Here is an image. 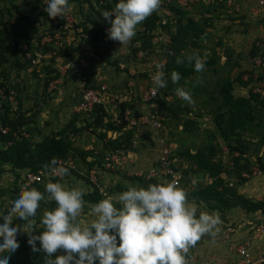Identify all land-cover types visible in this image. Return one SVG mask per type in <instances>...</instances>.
I'll list each match as a JSON object with an SVG mask.
<instances>
[{
    "label": "rangeland",
    "instance_id": "374dc122",
    "mask_svg": "<svg viewBox=\"0 0 264 264\" xmlns=\"http://www.w3.org/2000/svg\"><path fill=\"white\" fill-rule=\"evenodd\" d=\"M15 1L21 12L28 14L26 19L22 18L23 21H21L28 22L21 26L27 32L16 34L20 39H28L30 36L32 40L39 41L43 36L42 33L50 32V29L58 27L59 22L56 16L44 17L38 11L39 9L31 10L30 5L33 0ZM90 1L93 2V0ZM170 2L174 5L178 4L177 0H170ZM218 3L217 1H200L191 9L183 10L185 14L180 17L179 26L173 24L172 28L164 32L159 26L155 28L153 36L155 35L156 39H150L149 47L144 49L143 55H138L140 50L138 48L143 32L147 29L145 24L151 21L150 17L157 12L158 8L137 25L136 34L127 44L103 41L97 43L99 53L92 43H89V47H84V52L80 54L87 55V52L89 54L88 61L85 62L88 64V71L83 73L85 74L83 77L87 79L91 73L96 74L94 84L105 82L112 95L121 102L134 104L137 113L145 110L147 104L142 96L149 87H154L151 76L156 71L155 64L162 63L166 86L157 90V100L168 105V109L160 115L165 119L162 129L151 130L139 126L133 134L129 133L130 127L120 119L119 112L112 111L110 106L113 104L109 102L105 104L111 110L112 117L104 123L113 122L116 130H108L105 124L97 127L89 126L87 124L91 122L92 116L75 112L73 109L80 95V83L83 77L78 78L68 74L61 79L62 90L59 93H49L45 83L51 75H48L44 69V64L28 70L25 58L17 48H8L4 59L0 62V82L17 90L25 116L32 118V124L27 126L31 128L34 142L41 141L52 132L65 129L72 141L74 154L76 155L77 150L80 149L88 150L89 159H97L98 156L114 150L113 148L120 150L118 147L126 144L127 140L128 143L130 139L137 143L135 148L125 149L123 161L120 164L109 169L101 168L98 164L95 167V177L97 176V179L101 181L104 190L102 199L111 197L117 207H119L118 196L126 190L127 186L147 187L149 185L146 181L140 183L132 177L145 173L147 168L156 161L159 138L164 137L166 141L168 139L176 155L175 169L181 175L177 187L186 193V202L197 207V214L200 211L214 212L220 219V224L217 226L219 230L215 236L204 234L194 246L189 247L188 254L185 255L186 264H208L209 262L240 264L237 251L240 245L248 248L253 262L264 258V211L260 209L249 211L240 205L223 212L211 210L190 193L210 185L212 181L207 171L189 158L188 154L196 152L199 159L221 170L220 176L229 189L252 202H261L264 199V177L253 175L250 170L251 166L258 162V157L264 158V143L260 144L264 138V70L259 71L252 66L253 57L250 53L252 48L257 49L256 54L261 53L262 48L259 42L256 44L255 41L264 38V14L252 16L245 12L246 14L239 13L237 16H231L222 10V4L218 5ZM91 14L85 0H69V6L62 15L71 16L74 22L73 29L76 27L75 24H80L82 27L79 29L84 32L82 28L93 27L91 24L82 22L86 21V16ZM189 18L194 20L197 30L203 31L198 34V37L189 27H186ZM100 23L103 24L104 21L101 20ZM103 26L107 29L110 27L109 23ZM173 36H176L178 40H172ZM169 38L170 42H166ZM72 44L75 45L70 42L68 46ZM134 49L138 50L135 52ZM106 52L111 53L109 57ZM193 53H198L204 61L210 60L211 63L203 71L194 72L188 78L173 84L170 79L171 70L166 68L167 64L172 59L176 61L179 57L182 60ZM114 60L118 61L117 66L113 65ZM48 62L49 60L46 64ZM186 67H192V65L186 61ZM238 79L248 82L247 85L245 86ZM227 81L233 82L234 96L249 97L250 105H252L247 113L234 115L235 123L230 119L233 114L224 112L222 117L219 115L222 111L221 89ZM177 87L190 92L191 103L177 97L175 93ZM250 93L253 94L251 97ZM70 121L74 122L76 128L83 129L73 133ZM84 126L87 128L84 129ZM121 134L123 136H120ZM130 134L131 136L128 137ZM226 140L238 146L239 149L247 148V151H243L242 154L237 150L230 151ZM74 154L69 156L73 162H77V165L74 163L75 168L77 166L81 169L83 162L81 163ZM22 172L14 171L7 165L0 170V215L6 214L11 199L22 187ZM158 180L161 179L157 178L156 181ZM49 181L60 182L69 188L77 187L83 193L92 192L91 185L86 180L72 173L55 179L44 176L39 184L30 185L43 193L45 197L40 202L31 225L26 221L13 218V221H16L15 224L19 225L23 231L34 234L42 231L39 221L43 211L55 207V201L49 200L48 194L44 191V185ZM83 202L80 219L87 221L92 216L91 208L95 203L85 200ZM226 226H230L231 229L227 231ZM23 231H18L17 237L27 238V234ZM225 237L228 239L225 240ZM57 254H63V250L58 249L53 255ZM10 257L15 260L34 259L39 263L43 253L31 250V254H28L24 252L22 244H19ZM51 258L44 255L46 262Z\"/></svg>",
    "mask_w": 264,
    "mask_h": 264
},
{
    "label": "clouds",
    "instance_id": "9594fccd",
    "mask_svg": "<svg viewBox=\"0 0 264 264\" xmlns=\"http://www.w3.org/2000/svg\"><path fill=\"white\" fill-rule=\"evenodd\" d=\"M159 3L160 0H117L112 10L101 12L110 25L108 38L127 44L136 34L137 25ZM68 6L69 0H44L43 7L51 18L61 16ZM185 59L195 72L204 70L205 61L198 53ZM183 62L176 59L177 64ZM163 67L162 63L155 64L156 71L151 76L155 90L166 86ZM170 79L176 84L180 74L173 70ZM175 93L183 101L192 102L190 92L184 88L177 87ZM49 164L55 166L57 161L52 159ZM51 170L60 176L68 173L67 167ZM44 191L49 200L55 201V207L43 211L39 221L42 231L38 234L23 231L12 220L15 217L31 225L45 198L39 190L23 185L11 199L6 214L0 215V264H7L10 254L19 247L18 231L27 234L33 252L52 257L46 264H186L189 247L202 235L215 236L219 230V216L207 211L197 214V207L186 202V193L172 181L158 180L147 187L129 185L118 196L119 207L111 197H105L92 206V216L87 221L80 219L82 190L49 181ZM58 249L63 254L53 255Z\"/></svg>",
    "mask_w": 264,
    "mask_h": 264
},
{
    "label": "trees",
    "instance_id": "16d2710c",
    "mask_svg": "<svg viewBox=\"0 0 264 264\" xmlns=\"http://www.w3.org/2000/svg\"><path fill=\"white\" fill-rule=\"evenodd\" d=\"M3 3H9L10 6L7 8L0 9V12L2 13H7L9 16H11V11L10 9L13 8L15 12L19 15L16 18V23L14 25H11L12 31L15 33L13 38H16V34H20L21 32L26 33V29L22 28L21 26L23 24H27L28 22H21L23 21L22 18L26 19L27 13L21 12V10L18 8V3L15 0H0ZM40 0H33L31 2V10L37 9L38 4ZM86 3H88L91 11V15L86 16L85 20L82 22H86L88 24L93 25L91 28H82L84 32L90 31L92 34V40L91 43L94 46V49L99 52L97 49V43L100 42H110V39L108 38V35L104 34L103 28L104 24H108V22L105 20V18L101 15V12L105 10H112L115 6V3L117 0H93L91 3L90 0H85ZM170 8L176 13L178 16L177 22L175 23V26L178 25V22L180 21V17L185 14L182 9L176 8L173 5H170ZM44 17H49L48 14L43 11L40 12ZM3 15V14H2ZM57 22L59 24H62L64 21L63 15L56 16ZM159 19V15L156 13L153 14L152 17H150V22L146 23V31L143 32L142 35V40L140 42L139 48L138 49H146L149 47V41L153 36V31L155 28L158 27V24L156 21ZM54 20V21H55ZM104 21L103 24L100 22ZM21 22V23H20ZM58 25V24H57ZM76 28L82 27L80 24H75ZM168 29L172 28V25L167 24ZM154 27V28H153ZM186 27H189L193 34L198 37L199 33H202L203 31L201 29L197 30L195 28V22L192 18H189L188 21L186 22ZM164 28V26H162ZM52 29H50V32ZM74 32V31H73ZM75 35L78 34V32H74ZM31 37L29 36L28 40H30ZM10 40V39H9ZM172 40L176 41L178 38L176 36L172 37ZM4 39L2 40V42ZM16 45H18V40L15 41ZM29 42V41H28ZM29 49H32L29 47ZM136 49V51L138 50ZM72 50L71 46H68L65 48V50L62 52L63 54L69 55V51ZM8 51V45L6 42H3L0 46V62L4 59V54L5 52ZM107 51V50H106ZM135 51V49H134ZM135 51V52H136ZM256 48H252L250 51L251 57H254L256 55ZM134 52V53H135ZM100 53V52H99ZM108 53V57L110 56L111 53ZM108 57L106 58L107 61H109ZM20 61V60H19ZM184 61L183 63L177 64L175 60H171L166 66L167 69L173 71H177L180 74V79L183 80L185 78H188L192 73H194V69L192 67H186V60L182 59ZM211 63L210 60L205 61V67ZM113 65L117 66L118 61L114 60ZM204 67V68H205ZM44 69L47 71L49 78L47 79L45 85L47 86L49 79H54L58 75L56 73V70L52 68L51 65H44ZM53 72V73H51ZM56 74V75H52ZM85 75V74H84ZM95 78L91 76H88L86 79V87H94V80ZM241 83H243L245 86L247 85L248 82L241 81L238 79ZM232 88H233V82L227 81L222 89H221V94L222 96V103L220 105L221 107V113L219 114L220 117H222L224 112H229L233 114V116L230 117L232 122H236V116L234 115H239L240 113H247L248 108L252 107L251 101L249 97H236L232 93ZM0 89H3V92L8 95L10 90L9 86H6L3 82H0ZM15 92V99L17 101L16 109H12V104L8 101V99H4L1 101L0 104V125L3 127H7L8 131L6 133H2L0 131V170H3V168L7 165L14 171L16 170H31V171H37L39 169H42L44 167L51 168L49 162L52 159H55L57 161L58 158L60 157H66L69 156V154H74L73 151V144L69 136L67 135V132L65 129H62L61 131H55L52 132L49 136L44 137L41 141L39 142H34L33 136L31 135V128H28L27 125L32 124V118L26 117V113L22 109V103L18 99L17 95V90L13 89ZM253 95L250 93V97ZM256 95V94H255ZM1 99V95H0ZM157 102L160 105V108L165 111V109H168V105H166L164 102L157 100ZM126 108H131L135 109V105L131 103H126V102H121L118 105V111L121 114ZM109 110V107L107 108L105 103H97L94 104L93 109L88 113L90 116H92L91 122H89V126H100L102 124H105L106 128L108 130H116V126L113 124V122H107L104 123L105 121H108L111 119L112 115ZM83 113V112H82ZM69 123L72 124V132L77 133L80 132L83 128H76L74 126V122L70 121ZM88 126V127H89ZM87 127L84 126V129ZM136 128H130L128 132L133 134ZM22 131L28 133V136L22 135ZM16 133V134H14ZM127 133V132H126ZM131 134L128 136L130 137ZM120 136H123L122 134ZM225 136V135H224ZM226 139V138H225ZM8 141H12L11 144H8ZM132 141L130 139L129 143L128 140L126 144H122L121 146L118 147V149H127L130 148ZM227 146L230 151H239L240 154L244 153L243 151H247V148L244 149H239L238 146L234 145L232 142L227 141ZM264 143V138L261 140L260 144ZM114 150H117L113 148ZM110 150V151H114ZM109 152V151H108ZM88 150L80 149L77 150V157L80 159V162L82 164L81 169L76 168H68V173H72L88 182V184L91 185L92 192L90 193H83L82 199L85 201H88L90 203H97L99 200L102 199V196L104 195L99 191V188L90 181L89 179V171L93 168L95 169L96 165L98 164L101 168H105L102 165V159L103 156H98V158H93L89 159L88 156ZM238 154V153H237ZM74 154V156H76ZM101 155V154H100ZM244 155V154H243ZM189 158L195 162H197L202 169L206 170L207 173L209 174L210 178L212 179L210 185L205 186L203 188H198L193 190L191 193V196L196 198L197 200L205 203V205L210 208L211 210H218L220 212H223L225 210H229L233 208L234 206L240 205L242 207H246L247 210L249 211H255V210H262L264 211V199L261 202H252L248 199H245L241 197L239 194L234 192L232 189H229L227 187V184L225 180L220 176L221 170L217 166H213L208 164L206 161H203L202 159L198 158V154L195 152L193 154H188ZM101 157V158H100ZM100 159V160H99ZM258 162L256 163L257 165L261 166L264 168V158L258 157ZM75 163V162H74ZM77 163V162H76ZM75 163V164H76ZM77 165V164H76ZM108 169V168H105ZM97 177V176H96ZM56 177H54L55 179ZM135 180H138L140 183H143L146 181L147 184H155L157 182V178L151 177V178H145L144 175H135L132 177ZM98 184H101V181L97 179ZM35 184V183H33ZM39 184V183H36ZM32 185V184H31ZM30 186V185H29ZM19 190V188H18ZM17 190V191H18ZM12 223H16L12 220ZM19 244H22L24 252L31 254V247L27 243V238L21 239L19 237H16ZM188 253H186L187 255ZM44 253H43V258L42 260L38 263L34 259H28V258H22L15 260L14 258L9 256V259L7 261V264H46V261H44Z\"/></svg>",
    "mask_w": 264,
    "mask_h": 264
},
{
    "label": "built area",
    "instance_id": "2783aa9c",
    "mask_svg": "<svg viewBox=\"0 0 264 264\" xmlns=\"http://www.w3.org/2000/svg\"><path fill=\"white\" fill-rule=\"evenodd\" d=\"M200 1L203 0H177L178 4L174 5L170 0H162L159 3L157 14L159 15V19L156 21L158 26L161 28L162 32L164 30H169L167 24L173 25L177 22L178 16L176 13L170 8V5L175 6L176 8L182 10H189ZM217 1L218 5L222 4L224 10L227 14L231 16H237L239 13L248 12L252 16H260L262 13L264 14V0H251L252 3L249 5H244V0H206V2ZM9 3H3L0 1V9L9 7ZM44 0H40L37 9L39 12L44 11ZM11 16L7 13L0 12V46L3 42H6L8 48L15 49L17 48L22 57L25 58L27 69L31 70L33 67H37L39 64H52V68L56 70L57 77L48 82L47 91L49 93H59L61 88V79L68 74H72V76H78V78H82L86 71H88V64L85 62L88 61V52L87 55L84 52V47H89V43L92 40V34L90 31L82 32L79 28L73 29V20L71 16L64 15V21L62 24H58V27L52 29L51 32L42 33V37L39 41H34L32 39L27 42L28 39L22 40L20 37L16 35L14 36V32L12 31L11 25L16 23V18L19 16L13 8L10 9ZM3 14V15H2ZM164 26V28H162ZM27 31V30H26ZM78 32L77 35L74 32ZM104 34L107 35V27L103 28ZM30 35V34H28ZM153 40L156 39L154 35ZM4 41L2 42V40ZM10 39V40H9ZM261 40H256V44L259 42V46L262 48L261 53L256 54L252 58V66L255 69H259V71L264 70V38H260ZM16 40H18V44L16 45ZM25 44H24V42ZM111 43L114 40H111ZM170 42V38L166 42ZM72 42V50L69 51V55L63 54L68 44ZM263 42V43H260ZM31 47L32 49H29ZM63 52V53H62ZM144 50L140 49L138 51V55H143ZM49 62L46 64V62ZM34 69V68H33ZM155 92V94H153ZM0 104L4 99H8V101L12 104V109H16L17 101L15 99V92L13 89L10 90L9 94L6 95L3 92V89H0ZM143 101L147 104L145 106V110L142 113H137L135 109L126 108L121 114V118L127 126L130 128H138L145 127L146 129L150 128L151 130L162 129L164 126V120L162 116L164 112L160 108L159 103L157 102V90L154 87H149L142 96ZM106 103L109 102L113 104L110 106L113 112L118 111V105L121 103L119 99H117L114 95L109 91L108 85L105 82L96 83L94 87H86V78H82L80 83V95L73 105V109L75 112H83L88 114L92 109L94 104L97 103ZM166 118V117H165ZM0 131L2 133H6L8 131L7 127H3L0 125ZM16 134V133H14ZM22 135L28 136V133L22 131ZM12 141H8V144H11ZM137 143L132 141L130 148H135ZM125 149L109 151L107 154L103 156L102 165L105 168H111L114 165L120 164L123 161ZM158 157L152 165L147 168L146 172L139 175H144L145 178H159L161 180H167L174 182L177 186L179 185L181 175L175 169L174 162L176 159V155L174 154V150L172 149L171 143L166 141L164 137L159 138L158 147H157ZM70 167L74 168L75 164L70 156L60 157L57 159V165L53 167ZM52 168V167H51ZM51 168L44 167L37 171H31L29 169L24 170L22 172V186L23 185H31L33 183H39L43 180L44 176L49 178H60V175L54 173ZM251 173L258 177H264V168L261 166L254 164L250 168ZM95 169H91L89 171V179L93 182L101 193L104 192L102 186L98 184L97 177H95ZM104 194V193H103ZM226 230H230V226H226ZM228 237H225L227 240ZM238 256L240 259V264H262L264 258H259L258 262L254 260L250 254L248 248L244 245H240L237 248ZM186 258V257H185ZM212 264V263H208Z\"/></svg>",
    "mask_w": 264,
    "mask_h": 264
},
{
    "label": "crops",
    "instance_id": "0c3cea01",
    "mask_svg": "<svg viewBox=\"0 0 264 264\" xmlns=\"http://www.w3.org/2000/svg\"><path fill=\"white\" fill-rule=\"evenodd\" d=\"M250 1L251 0H244V5H247V4H250ZM248 21V20H247ZM96 74H94V73H91V76L92 77H94ZM113 77V76H112ZM95 78H96V76H95ZM114 78V77H113Z\"/></svg>",
    "mask_w": 264,
    "mask_h": 264
}]
</instances>
